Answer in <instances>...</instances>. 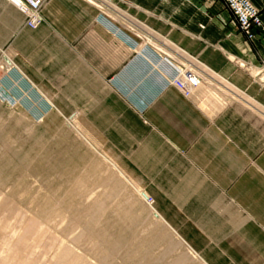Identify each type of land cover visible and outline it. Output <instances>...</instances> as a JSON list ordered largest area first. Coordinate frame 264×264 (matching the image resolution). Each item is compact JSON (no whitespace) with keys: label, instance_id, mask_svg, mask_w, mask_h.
Here are the masks:
<instances>
[{"label":"crops","instance_id":"obj_1","mask_svg":"<svg viewBox=\"0 0 264 264\" xmlns=\"http://www.w3.org/2000/svg\"><path fill=\"white\" fill-rule=\"evenodd\" d=\"M94 1L47 0L31 31L0 0V94L73 81L62 94L80 98L92 143L190 247L209 264H264V33L247 37L222 0ZM249 1L264 27V0ZM179 53L233 95L202 78L183 96L170 82Z\"/></svg>","mask_w":264,"mask_h":264},{"label":"rangeland","instance_id":"obj_2","mask_svg":"<svg viewBox=\"0 0 264 264\" xmlns=\"http://www.w3.org/2000/svg\"><path fill=\"white\" fill-rule=\"evenodd\" d=\"M115 18L135 37L153 40L136 21ZM41 23L29 28L24 16L31 31ZM176 56V77L187 68L199 75L189 74L191 80L201 81V70ZM36 59L30 74L40 77L41 55ZM34 81L29 95L0 94V264H209L151 195L108 165L91 141L89 113L74 110L80 98L62 94L72 92L73 81H62L60 90L57 80Z\"/></svg>","mask_w":264,"mask_h":264},{"label":"built area","instance_id":"obj_3","mask_svg":"<svg viewBox=\"0 0 264 264\" xmlns=\"http://www.w3.org/2000/svg\"><path fill=\"white\" fill-rule=\"evenodd\" d=\"M25 16V25L29 28L37 27L42 21L41 9L45 3V0H10ZM226 7L231 11L235 17L239 29L247 36H253V28L259 27L264 33V27L259 18L258 10L251 4L249 0H222ZM182 67V66H181ZM184 73H189L194 77H198L192 71L185 68ZM179 73V71L177 72ZM176 73V75H177ZM176 75L172 77V84L182 93L184 96H188L191 93L192 88L197 85L198 80H191L189 83L184 84L181 79Z\"/></svg>","mask_w":264,"mask_h":264},{"label":"bare ground","instance_id":"obj_4","mask_svg":"<svg viewBox=\"0 0 264 264\" xmlns=\"http://www.w3.org/2000/svg\"><path fill=\"white\" fill-rule=\"evenodd\" d=\"M168 49V48H167ZM183 58V57H182ZM187 61V60H186ZM189 61H187L186 62V64H187V66L188 67H192L193 65H191V62L190 63H188ZM178 71V70H177ZM203 73V72H202ZM202 73H198V74H200L203 78H205L207 81H209V82H211V83H213L214 85H215V87H217L218 89H220V90H222V92H224V93H226L227 95H233V93L230 91V90H228V86L227 85H224V84H222L219 80H216V78H214V77H212L211 78V76L210 77H207L206 75H208V74H202ZM197 76H199V75H197ZM192 77H194V76H192ZM195 78V77H194ZM198 80V79H197ZM202 80V79H201ZM198 82V81H197ZM173 85V84H172ZM174 86V85H173ZM122 176H123V174L121 173V171H118ZM123 178L129 183V184H131L130 183V181H129V179L128 178H126V177H124L123 176ZM132 185V184H131ZM132 187L134 188V186L132 185ZM134 190H136L135 188H134ZM154 211H155V209H153Z\"/></svg>","mask_w":264,"mask_h":264}]
</instances>
